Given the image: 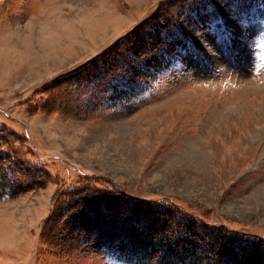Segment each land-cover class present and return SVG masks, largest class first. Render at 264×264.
Listing matches in <instances>:
<instances>
[{"label": "rangeland", "instance_id": "obj_1", "mask_svg": "<svg viewBox=\"0 0 264 264\" xmlns=\"http://www.w3.org/2000/svg\"><path fill=\"white\" fill-rule=\"evenodd\" d=\"M154 249L264 264V0H0V264Z\"/></svg>", "mask_w": 264, "mask_h": 264}, {"label": "trees", "instance_id": "obj_2", "mask_svg": "<svg viewBox=\"0 0 264 264\" xmlns=\"http://www.w3.org/2000/svg\"><path fill=\"white\" fill-rule=\"evenodd\" d=\"M204 18V17H203ZM206 20V19H205ZM143 69V68H142ZM141 69V70H142ZM140 70V71H141ZM143 71H148L147 69L145 70V69H143ZM125 93L127 94V95H130V91H127V90H125ZM69 185L70 184H67V185H65L64 186V188L61 190V192H59V193H61V195L67 190V189H69ZM71 186V185H70ZM56 202H54V205H56L55 204ZM175 204V203H174ZM53 205V206H54ZM176 205V204H175ZM55 207V206H54ZM53 207V209H55ZM177 208H179L180 210H182V212L184 213V214H186V212L184 211V209L183 208H181L180 206H177ZM158 252H159V250L158 249H154L153 251H149L148 253H146L144 256H145V258H143V260L141 261V260H136V264H150L151 263V261H152V259L153 258H159L160 256H158Z\"/></svg>", "mask_w": 264, "mask_h": 264}, {"label": "bare ground", "instance_id": "obj_3", "mask_svg": "<svg viewBox=\"0 0 264 264\" xmlns=\"http://www.w3.org/2000/svg\"><path fill=\"white\" fill-rule=\"evenodd\" d=\"M97 23V24H96ZM104 24V22H102V21H99V22H95V24H93L92 25V28H95V27H98V26H102ZM92 33V30L90 31V34ZM93 35V34H92ZM71 46V45H70ZM45 51L47 52H45L46 54V56H53L54 54H57L59 51H60V47L58 46V44H54V45H52V46H50V47H46V49H45ZM75 88V87H74ZM72 89V88H71ZM69 105V104H68ZM72 106V105H71ZM74 107V106H73ZM204 155V154H203ZM189 157V156H188ZM19 158V157H18ZM191 159V158H190ZM13 164V163H12ZM197 168V167H196ZM70 191V190H69ZM118 192V191H117ZM68 203V202H67ZM62 204V203H61ZM64 205V204H63ZM72 208V207H71ZM66 212V211H65ZM66 215V214H65ZM56 227V226H55ZM64 232V231H63ZM153 251V250H152Z\"/></svg>", "mask_w": 264, "mask_h": 264}]
</instances>
